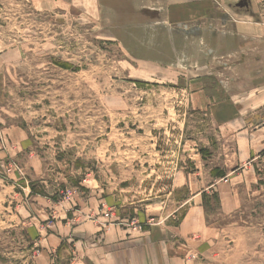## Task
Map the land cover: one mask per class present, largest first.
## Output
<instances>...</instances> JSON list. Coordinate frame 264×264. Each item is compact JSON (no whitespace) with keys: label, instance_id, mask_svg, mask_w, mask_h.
I'll use <instances>...</instances> for the list:
<instances>
[{"label":"rangeland","instance_id":"1","mask_svg":"<svg viewBox=\"0 0 264 264\" xmlns=\"http://www.w3.org/2000/svg\"><path fill=\"white\" fill-rule=\"evenodd\" d=\"M199 1L224 16L220 35L236 14L264 18V0ZM152 2L0 0V264H36L29 188L71 207L84 190L111 196L110 224L192 235L201 264H264V107L216 124L225 93L201 64L225 78L236 57L154 27ZM65 247L52 264H70Z\"/></svg>","mask_w":264,"mask_h":264},{"label":"crops","instance_id":"2","mask_svg":"<svg viewBox=\"0 0 264 264\" xmlns=\"http://www.w3.org/2000/svg\"><path fill=\"white\" fill-rule=\"evenodd\" d=\"M152 4L155 7L149 14L153 16L154 27H176L186 34L180 33L183 36L200 33L201 40L205 42V38L213 40L218 37L214 44L209 45L210 55L207 53V57H236V70L230 77L222 78L221 72L215 75L212 69L215 65L209 61L206 66L201 64V69L216 78L225 93L224 98L210 104V113L216 124L235 125L242 111L251 112L264 107V18L256 20L254 17L248 18L250 15L236 14V25L232 31L220 35L215 26L225 18L210 11V2L153 0ZM1 152L0 156L3 157ZM27 196L29 199L20 208L23 210L22 222L29 225L28 239L37 248L36 264H52L56 258L59 260V256L54 254H61L66 242L73 246L70 264H201L193 258L194 241L200 251L208 248L206 242L193 240L192 235H185L188 238L182 244L160 227L139 231L122 223L110 224L104 214L105 206L113 205V198L106 195L103 198L101 193L94 190L75 193L73 200L77 203H74V207L37 194L30 188ZM194 209L198 211L199 206ZM192 214L185 216V225L192 219ZM179 232L183 234L184 229Z\"/></svg>","mask_w":264,"mask_h":264}]
</instances>
